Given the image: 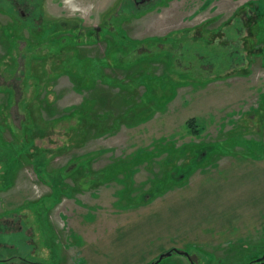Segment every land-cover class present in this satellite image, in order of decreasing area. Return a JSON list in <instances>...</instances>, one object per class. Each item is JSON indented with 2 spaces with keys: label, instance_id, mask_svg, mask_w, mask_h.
I'll use <instances>...</instances> for the list:
<instances>
[{
  "label": "rangeland",
  "instance_id": "374dc122",
  "mask_svg": "<svg viewBox=\"0 0 264 264\" xmlns=\"http://www.w3.org/2000/svg\"><path fill=\"white\" fill-rule=\"evenodd\" d=\"M147 2L0 0V264H264V0Z\"/></svg>",
  "mask_w": 264,
  "mask_h": 264
},
{
  "label": "flooded vegetation",
  "instance_id": "af4514ba",
  "mask_svg": "<svg viewBox=\"0 0 264 264\" xmlns=\"http://www.w3.org/2000/svg\"><path fill=\"white\" fill-rule=\"evenodd\" d=\"M129 2L130 1H133V0H128ZM147 1H152V0H145V1H142V0H134V3H135V5L137 6V8H139L140 6H142L143 4H145V2H147ZM131 3H133V2H131ZM148 3V2H147ZM133 7V6H132ZM21 13H23V11L21 12ZM258 262H263L264 261V259H261V261L260 260H257Z\"/></svg>",
  "mask_w": 264,
  "mask_h": 264
},
{
  "label": "water",
  "instance_id": "95a60500",
  "mask_svg": "<svg viewBox=\"0 0 264 264\" xmlns=\"http://www.w3.org/2000/svg\"><path fill=\"white\" fill-rule=\"evenodd\" d=\"M142 1H145V0H142ZM174 250L177 251V252H181V251H178V250H176V249H174ZM167 254H168V252L160 254L159 257H158V259H157L155 262L150 263V264H156V263H158V262L163 258V256H165V255H167ZM184 254L186 255L185 252H184Z\"/></svg>",
  "mask_w": 264,
  "mask_h": 264
},
{
  "label": "crops",
  "instance_id": "0c3cea01",
  "mask_svg": "<svg viewBox=\"0 0 264 264\" xmlns=\"http://www.w3.org/2000/svg\"><path fill=\"white\" fill-rule=\"evenodd\" d=\"M227 1V0H226ZM228 2H229V0H228ZM183 12H186V11H183ZM191 12V11H190Z\"/></svg>",
  "mask_w": 264,
  "mask_h": 264
}]
</instances>
